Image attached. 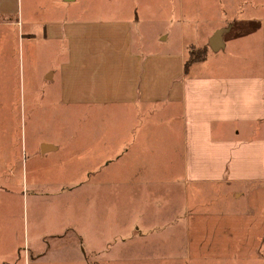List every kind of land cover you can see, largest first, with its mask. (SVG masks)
I'll return each instance as SVG.
<instances>
[{
	"label": "rangeland",
	"instance_id": "rangeland-1",
	"mask_svg": "<svg viewBox=\"0 0 264 264\" xmlns=\"http://www.w3.org/2000/svg\"><path fill=\"white\" fill-rule=\"evenodd\" d=\"M1 2L2 261L199 264L180 243L191 237L173 229L187 224L175 221L182 208L164 179L182 171L181 106L61 103L56 73L45 78L42 30L61 20L130 21L139 53L182 51L184 62L204 53L195 64L264 74V0ZM218 31L222 47L214 51ZM91 152L95 160L81 156ZM141 236L152 240L134 241Z\"/></svg>",
	"mask_w": 264,
	"mask_h": 264
},
{
	"label": "crops",
	"instance_id": "crops-1",
	"mask_svg": "<svg viewBox=\"0 0 264 264\" xmlns=\"http://www.w3.org/2000/svg\"><path fill=\"white\" fill-rule=\"evenodd\" d=\"M61 21L48 23L41 35L50 46L45 78L56 73L61 103L181 106L182 171L164 179L182 208L174 219L187 227L173 229L191 237L180 241L190 260L264 264V74L203 62L183 77V52L135 51L130 21ZM0 264L8 262L0 258Z\"/></svg>",
	"mask_w": 264,
	"mask_h": 264
},
{
	"label": "trees",
	"instance_id": "trees-1",
	"mask_svg": "<svg viewBox=\"0 0 264 264\" xmlns=\"http://www.w3.org/2000/svg\"><path fill=\"white\" fill-rule=\"evenodd\" d=\"M201 56V61H204L205 60V54L204 53H192L191 55H190V57L187 59V60H185V62H184V75H183V77H186V76H188V74H189V67L191 66V65H193V64H195V63H198V60H197V58H196V56Z\"/></svg>",
	"mask_w": 264,
	"mask_h": 264
},
{
	"label": "water",
	"instance_id": "water-1",
	"mask_svg": "<svg viewBox=\"0 0 264 264\" xmlns=\"http://www.w3.org/2000/svg\"><path fill=\"white\" fill-rule=\"evenodd\" d=\"M67 2L71 1V0H66ZM222 34L223 32L222 31H218L216 32L214 38H212L210 41H211V44H212V49L214 51H217L218 48H221L222 47ZM42 152L44 151H48L49 148L44 146L42 147Z\"/></svg>",
	"mask_w": 264,
	"mask_h": 264
}]
</instances>
